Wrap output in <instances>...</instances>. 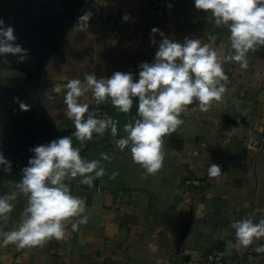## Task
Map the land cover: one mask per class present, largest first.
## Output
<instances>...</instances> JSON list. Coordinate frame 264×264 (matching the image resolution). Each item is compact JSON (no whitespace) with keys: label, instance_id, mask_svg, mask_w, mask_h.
I'll return each mask as SVG.
<instances>
[{"label":"crops","instance_id":"crops-1","mask_svg":"<svg viewBox=\"0 0 264 264\" xmlns=\"http://www.w3.org/2000/svg\"><path fill=\"white\" fill-rule=\"evenodd\" d=\"M1 6L3 20L20 33L17 40L28 42L21 46L36 49V59L55 49L27 97L57 130L69 133L75 128L64 116L63 94L52 88L69 79L83 82L93 72L105 78L131 72L138 79L139 66L153 61L161 39L150 42L154 27L180 43H212L214 36L213 47L229 54L228 28L196 10L194 0H179L173 10H154L147 0H1ZM86 13L90 18L81 20ZM124 15L131 19L123 21ZM247 62L246 69L225 63L227 91L207 112L188 106L184 123L164 137V164L156 174L146 175L129 149L120 153L121 179L72 193L85 201L87 224L73 231V220L63 239L42 246L0 247V264H206L204 256L214 249L231 264H264V252L256 250L264 238L241 248L232 228L241 219H264V47L250 52ZM98 106L115 110L120 127L135 120V103L128 114L110 100ZM212 163L221 166L220 176L209 177ZM193 177L205 186H187ZM26 206L0 221V230L17 228Z\"/></svg>","mask_w":264,"mask_h":264},{"label":"clouds","instance_id":"clouds-1","mask_svg":"<svg viewBox=\"0 0 264 264\" xmlns=\"http://www.w3.org/2000/svg\"><path fill=\"white\" fill-rule=\"evenodd\" d=\"M196 10L210 14L216 26L229 30V54L213 47L201 39L185 38L183 43L168 38L159 28H153L150 42L161 37L151 63L139 66L138 79L131 72H114L110 77H97L95 72L80 79H69L63 86L52 88L55 94H63L64 116L75 128L73 136L81 145L96 136L110 132L118 133V121L110 116L100 119L89 112L90 102L96 105L110 100L119 112L128 114L135 103L137 117L124 125L125 136L115 140L116 147L123 152L128 148L132 160L140 165L146 175L156 174L164 164V137L173 133L184 121L181 118L190 105L207 112L213 101H220L227 91L225 63L235 61L241 69L248 67L250 52L264 47V0H194ZM90 18L86 13L80 19ZM131 19L124 15L122 20ZM15 30L0 19V56H13L18 63L28 59L29 50L17 43ZM21 110L28 106L20 103ZM33 153L28 165L22 169L19 193L0 196V221H6L14 209L17 195L27 198L19 226L11 231L0 230V247L12 244L18 249L42 246L50 239L61 240L66 236V225L71 223L73 231L88 223L86 205L74 196L70 182L80 177L79 183L91 187L95 180L106 174L101 160L111 157L101 153L99 160L81 157L80 148L73 146L71 136H63L30 149ZM0 171L10 173L12 163L0 152ZM221 166L212 163L209 177H218ZM119 175L113 172L111 179ZM236 246H247L264 238V219L258 223L251 217L232 224ZM264 252V247L256 249Z\"/></svg>","mask_w":264,"mask_h":264},{"label":"rangeland","instance_id":"rangeland-1","mask_svg":"<svg viewBox=\"0 0 264 264\" xmlns=\"http://www.w3.org/2000/svg\"><path fill=\"white\" fill-rule=\"evenodd\" d=\"M4 11L0 0L1 19H3ZM14 34L17 37L20 33L15 31ZM16 42L19 44L28 43L25 40H17ZM26 49L29 50V55L23 63H18L17 58L13 56H0V152L12 163L10 173L0 171V196H9L14 192L19 193L16 185L21 180L22 169L28 165V161L33 155L30 149L38 145L48 144L63 136L72 135L64 129H58L56 135L46 134L40 136L37 119L29 118V111L21 110L20 103L27 104L26 97L36 80L33 75L38 72L41 63V59H36V49L27 47ZM107 110L113 119L119 122V114L115 110ZM134 114V119L138 118L136 107H134ZM117 127L118 133L115 137L108 132L103 136L94 134V138L87 147L80 151L81 157L89 161L99 160L101 153L111 157L108 161L101 160V165L105 168L106 174L95 180L91 186L92 188L100 181L112 180L110 178L112 173L116 172L117 165L121 163L118 159L119 154L128 151V148H126L121 152L115 145V140L126 135L123 131L124 127H120L119 123ZM116 178L121 179V176L118 175ZM80 179V177H77L70 182L72 193L81 192L80 189L82 188H91L79 183ZM26 202L27 198L23 194L17 195V198L12 201L14 209L10 215L18 213L22 204Z\"/></svg>","mask_w":264,"mask_h":264},{"label":"built area","instance_id":"built-area-1","mask_svg":"<svg viewBox=\"0 0 264 264\" xmlns=\"http://www.w3.org/2000/svg\"><path fill=\"white\" fill-rule=\"evenodd\" d=\"M147 2L148 5H150V7L153 8L154 10H173L177 7L179 0H147ZM225 74L227 75L228 79L223 83H225L226 85V83L230 79V73L225 71ZM89 112L93 113L97 118L100 119L106 118V116L112 117L110 113H108L105 109H103L101 106L98 105H92L89 108ZM74 132L75 130L72 133ZM71 137L73 139L74 147L80 148V151L84 150L90 142V141H85L83 145H81L75 136L71 135ZM185 184L193 188H200L205 186V182L197 177L188 179ZM204 261L206 264H231V259L228 258L223 251L218 249L209 251L204 256Z\"/></svg>","mask_w":264,"mask_h":264},{"label":"water","instance_id":"water-1","mask_svg":"<svg viewBox=\"0 0 264 264\" xmlns=\"http://www.w3.org/2000/svg\"><path fill=\"white\" fill-rule=\"evenodd\" d=\"M53 50H55L54 48H49L47 49L42 56V59L40 60V67L38 69V72H36L33 75V78H36L39 71L42 69V67L45 65V63L47 62V59L49 57V55L53 52ZM29 108H32L33 111H35V117L37 119V123L39 125V130L38 133L40 134V136H44L46 134H51V135H56L58 133L57 128L55 127V125L53 124V122L49 119V117L44 113V112H39L37 111V109H35L32 105H30L27 101L26 104Z\"/></svg>","mask_w":264,"mask_h":264},{"label":"trees","instance_id":"trees-1","mask_svg":"<svg viewBox=\"0 0 264 264\" xmlns=\"http://www.w3.org/2000/svg\"><path fill=\"white\" fill-rule=\"evenodd\" d=\"M26 100L29 102V104H30V100L28 99V97H26Z\"/></svg>","mask_w":264,"mask_h":264}]
</instances>
